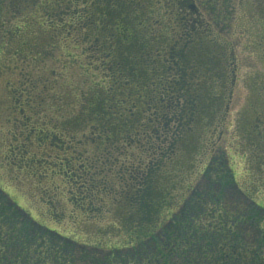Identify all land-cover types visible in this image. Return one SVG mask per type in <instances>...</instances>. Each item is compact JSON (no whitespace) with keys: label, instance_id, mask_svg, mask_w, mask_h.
<instances>
[{"label":"trees","instance_id":"obj_1","mask_svg":"<svg viewBox=\"0 0 264 264\" xmlns=\"http://www.w3.org/2000/svg\"><path fill=\"white\" fill-rule=\"evenodd\" d=\"M195 2L197 19L185 0H0V55L5 71L22 78L16 102L27 90L34 95L47 70L37 72L61 52L79 75L64 113L35 115L32 102L31 114L22 115L38 126L37 146L47 143L53 154L28 150L32 167L22 161L18 168L37 184L38 170L43 183L58 179L69 187L64 199H101L119 216L103 232L134 242L142 264H264V236L250 245L239 230L253 217L227 209L226 197L212 188H199L207 178L222 193L233 181L224 137L232 54L242 37L234 30L244 3L263 22L264 0ZM27 26L56 42L28 51L16 46ZM28 144L24 136L21 159ZM53 195L47 191L61 199ZM63 240L0 186V264H79ZM133 253H122L123 262Z\"/></svg>","mask_w":264,"mask_h":264},{"label":"rangeland","instance_id":"obj_2","mask_svg":"<svg viewBox=\"0 0 264 264\" xmlns=\"http://www.w3.org/2000/svg\"><path fill=\"white\" fill-rule=\"evenodd\" d=\"M252 14L254 15L252 16ZM239 17L240 22L237 27L235 26L234 30L236 34H238L240 30L242 31L240 35V37L242 36L240 40L241 43L240 45H236L235 52L237 82L230 102L228 121L226 123V134L224 137V145L227 147V152L229 153V164L235 169V177L237 176L238 182L237 185L223 188L222 193H217L221 191L222 186L212 184L210 180L208 182L207 178H204L199 182V188L200 190L207 187L212 188L217 195L221 194L226 197L224 203L227 209L235 210L237 207V212H239V210L245 211V213H247L245 215L248 219L253 217L249 222H244V225H241L240 229H242L243 240L247 241L250 245H255L258 244L257 240L259 239L257 235H260L259 232L264 236V211L260 210L261 208L257 206L258 204H262L264 207V163H262L264 162V147L262 148L264 145L258 144L261 147L260 150L257 149L258 153L248 154V156L244 154L246 151H251L254 146L248 144L249 141L245 138H251V135L245 130L247 126L245 124L243 125L242 119L245 115L244 111L248 112V120L251 123L249 124L250 128L249 126L247 128L249 131H252L251 127L258 124L256 123L258 120L253 117L252 119L249 118V116H253V114H251L252 110L249 108L251 105L250 103L254 100L256 101V96L254 97V94H258L259 92H261L262 101H264V45L262 46L263 48L259 46L257 42L258 36H255V33L259 31V27L260 32H264V30H261V25H264V18L262 22L254 6L249 3L243 4L242 11L240 10L239 12ZM25 30V34L16 38L15 45L27 49L26 51L37 43L51 45L52 42H56L54 40L52 42L51 40L46 41L43 37L34 36L33 32H35L37 36L40 35L38 27L27 26ZM237 37L239 38V35H237ZM71 49L75 57L81 56V48H74V46H72ZM68 59H71V57L65 52H61L56 55V57L51 58L47 65L41 66L40 70L37 72L36 75L43 72L44 67L48 71H46L43 78L39 79L41 86L34 91L33 96V102H35L36 105L40 103L42 105V108H39L41 113H44L45 109H47L46 111L50 113L55 112V114H62L70 107V94L73 92L71 86L79 78V75L78 67H71L70 63L72 64V62ZM7 64L8 61H5V58L0 55V185L12 194L15 198L14 200L27 209V212L32 216L41 221L43 220L50 228L62 231V228H68L66 223L61 225V227L57 226L54 220L45 215L47 208L46 199H40L39 188L35 187L37 178L34 175L32 177L28 174L26 177L24 175H19L14 168L7 164L8 149L17 141L14 136L19 132L18 130L22 128L19 124H15L16 118L20 117V115L16 113L18 109H14L16 106V95L12 90L13 86L19 84L22 78L17 71L11 68L5 71ZM39 101L40 103H38ZM43 113L42 116L44 115ZM262 116L263 118L261 117V120L264 121V113H262ZM241 137L244 142L241 140ZM261 153L262 161L258 160V156L255 157V155ZM254 165L256 166L253 167ZM259 166H262V168ZM51 182L52 180L48 181L49 184ZM185 204L186 203H184L183 206H185ZM258 217L262 220L260 223L261 229L255 225V223H258ZM203 221L207 222V220ZM213 228L216 227L213 226ZM116 233L118 232L114 230L110 236H114ZM75 234L76 238L80 241L88 240L80 235L79 232H73V235L70 237L74 238L73 236ZM122 238L123 237L113 239L112 237L109 243H107L108 241L104 242L107 244L104 245V247H108L111 250L117 246H125V242L119 243ZM106 240H108V238ZM262 252L264 254V246Z\"/></svg>","mask_w":264,"mask_h":264},{"label":"flooded vegetation","instance_id":"obj_3","mask_svg":"<svg viewBox=\"0 0 264 264\" xmlns=\"http://www.w3.org/2000/svg\"><path fill=\"white\" fill-rule=\"evenodd\" d=\"M185 1L189 2V0H185ZM189 8H190V4H189ZM36 10L37 9H35V11ZM189 12L192 14L193 17H195V19L199 17V10L198 12L196 11L193 12L192 10L189 9ZM40 17L42 18V20L47 19L49 21V18H46V16L43 17L42 15H40ZM49 40H51V38ZM234 66L235 68L233 71V77H232V82H231V92L229 96L230 98H229L227 114L225 118L226 122L228 121L230 102L233 97V91H234L235 84L237 82L236 63ZM18 86L19 84L13 86L12 88L15 95H16V89L18 88ZM22 96H19V101L17 102L15 101L16 106L14 107V109H18L16 113L20 115V117L16 118L15 124H19V126H22V128H20V130H18L19 132H17V134H15L14 136L17 139V141L13 143L12 147L8 149L7 164L11 166L12 168H14L15 171L19 173V175H24L26 177L27 172L24 173L21 170V168H18V165L22 161H25L24 163H26L28 167H32V166H29L27 163V161L30 160V157H29L30 154L28 150H30V153L33 154L36 150V147L41 148V152L43 153V156H45L48 159H51V156L53 153L48 149L47 143L44 145V142H43L41 143V146H37V143H38L37 139L39 140V142L41 140L39 138H36V130L38 129V126H36L37 124L33 123L30 120V117L22 118V115L26 113L31 114L33 110L31 103L33 102L32 97L34 95L31 94V91L27 90L26 95H24L25 98H22ZM255 96H256V101L254 100L253 102H251L250 103L251 105L249 106V108H251L252 110L251 114H253V116H249V118L252 119L253 117L257 119L258 122L256 123L258 124H255L253 127H251L252 131H249L247 127L249 126L250 128L249 124L251 122L248 120V112L244 111L245 115H244V118L242 119L243 125L245 124L247 126L245 130H247V133L251 135V138L250 137H245V138L249 141L248 144H251L254 146V148L251 151H246L244 153L246 154V156H248V154L258 153L257 149L258 150L261 149V147L258 144L264 145L263 143L264 142V121L261 120V117L263 118L262 113H264V101H262L261 92H259L258 94L255 93L254 97ZM21 101H24V102L20 103ZM36 106L33 107L35 109L33 113L35 115H37V113L42 114L43 112L41 113L39 109L36 111ZM44 129L45 128L43 126V129H41L40 133L43 134L42 131ZM47 131L49 133L47 137H45V141L51 142V139H50L51 131L50 129H48ZM24 136L26 137V141L27 143L29 142V144H28L27 151L24 152V156H27L26 159H21L22 154H21L19 146ZM44 136H46V133H44ZM241 140H242V137H241ZM263 147L264 146H262V148ZM57 148H59L60 151L64 150L63 145L58 146ZM261 155L262 153L259 155L258 154L255 155V157L258 156L259 157L258 160L262 161ZM255 166L256 165H254L253 167ZM259 167L262 168V166H259ZM33 170L35 171V169ZM231 170H232L231 177H233L232 178L233 181L229 183V186H234V185H237L238 181H237V176L235 177V169L231 167ZM44 174L45 172H43L42 170H38L37 175L39 176V178H42V181L40 180L41 183L39 182V184H35V187L39 188L40 199H46L45 202H46L47 208H46L45 215L50 217L52 220H54L57 223V226L61 227V225H64V223H66L68 226L67 229L62 228V231H61L63 235V239H65L63 241L65 242V247H66L65 249L68 252V254H75V255L78 254V256L82 259L81 261H79V264H88L91 262H94L92 264H111V263L112 264H135V262H138L137 264H142L140 261V258L137 255L138 249L136 250L134 249V248H137V245H133L134 242H130V243L127 242L125 246H122V247L117 246V247L112 248L111 250L108 247H104V245H107L104 242L108 241L107 243H109V241L111 240V236L109 233L103 232L102 227L107 225L110 220L113 221L119 217L116 212L114 213L111 212V209L108 207H107V210H104L103 206L100 204L101 199H68V198L64 199L63 196L67 195L69 187L63 186L62 183L58 179L56 180L49 179V180H52L50 184L48 183V180L46 183H43V179L45 178V176H43ZM47 191L51 192L52 194L54 193L53 195L54 198L60 197L61 199L52 200V198L47 196ZM8 194L11 196L9 192ZM12 198L14 199V197ZM257 206L261 208L260 210L264 211V207L262 204H258ZM257 220H258V223H255V225H257L259 228L262 220L260 217H258ZM239 230L240 232H242V229H239ZM73 232L75 233L79 232L80 235H82L88 240L80 241L76 238V234L73 236L74 238H71L70 236L73 235ZM117 234L118 233H116L113 236V239L115 238L119 239V236ZM259 234L260 235H257V236H262L261 232H259ZM120 237L122 236L120 235ZM107 238L108 240H106ZM92 242H95V243H92ZM132 250L135 252L131 255L132 262L131 261L123 262V260L121 259L122 253L129 255Z\"/></svg>","mask_w":264,"mask_h":264},{"label":"water","instance_id":"obj_4","mask_svg":"<svg viewBox=\"0 0 264 264\" xmlns=\"http://www.w3.org/2000/svg\"><path fill=\"white\" fill-rule=\"evenodd\" d=\"M190 8H192L194 11L196 10V7H195V5H191V7Z\"/></svg>","mask_w":264,"mask_h":264}]
</instances>
